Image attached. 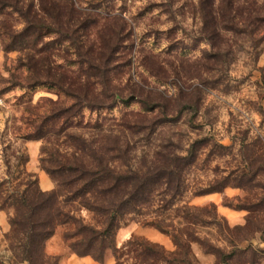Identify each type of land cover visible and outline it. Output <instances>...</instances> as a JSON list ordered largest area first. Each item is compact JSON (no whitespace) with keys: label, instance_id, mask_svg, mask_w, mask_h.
Wrapping results in <instances>:
<instances>
[{"label":"rangeland","instance_id":"1","mask_svg":"<svg viewBox=\"0 0 264 264\" xmlns=\"http://www.w3.org/2000/svg\"><path fill=\"white\" fill-rule=\"evenodd\" d=\"M74 1L84 14H96L100 27L113 24L117 16L124 19L129 40L111 76L119 104L113 110L81 109L68 124L64 117L52 120L53 115L74 104L62 90L52 87V60L57 67L77 59L62 44L52 45V35L40 46L45 51L41 56L24 49L6 52L4 29L21 33L25 23L18 16L0 15L1 198L19 195L28 182L36 181L34 186L42 191L54 190L56 184L41 169V160L49 159L55 151L63 158L72 159L74 154L80 157L81 150L70 138L72 135L95 147L118 143L116 137L124 149L129 145V163L117 159L114 164L121 171L142 168L165 145L186 155L194 142L209 139L212 146L222 145L227 150L219 154L211 153L212 146L204 149L186 175L175 208L161 214L162 202L157 197L150 211L126 219L118 233L117 246L123 249L136 238L158 245L167 253L175 252L170 235L146 224L171 218L167 224L188 227L208 248L230 258L228 264H264V211L247 210L264 200V175L259 178V187L251 190L229 187L223 193L196 196L221 178L248 167L245 159L249 156L258 160L264 155V26L257 28L251 21L239 25L235 33L222 35L227 62L217 68L206 57L211 47L203 39L198 0ZM239 1L255 2L257 11L262 10L264 16V0ZM32 2L24 0L25 5ZM108 15L111 18L106 19ZM96 31L92 42L98 40ZM43 58L45 62L39 64ZM32 63L33 71L28 66ZM37 70L41 73L36 74ZM71 71L78 74L80 68ZM198 87L204 90L202 101L186 105L187 95ZM122 99H127L126 103ZM141 99L166 107L148 112ZM135 125L144 130L134 134L131 128ZM109 135L112 137L107 138ZM9 204L0 200V264H30L23 259L22 237L12 230L10 222L16 212ZM185 206L199 215L200 222L195 226L185 225L182 214L176 217L177 209ZM207 208L211 217L202 211ZM66 209L86 224L95 225L91 213L79 205H68ZM68 232H73L70 227L57 228L45 245L41 264H117L111 252L102 263L77 256L65 240ZM136 248L139 249L135 244L122 250V264H137L130 254ZM191 251L192 264H222L218 254H208L199 244H193Z\"/></svg>","mask_w":264,"mask_h":264},{"label":"trees","instance_id":"2","mask_svg":"<svg viewBox=\"0 0 264 264\" xmlns=\"http://www.w3.org/2000/svg\"><path fill=\"white\" fill-rule=\"evenodd\" d=\"M197 6L203 26V39L211 47L206 57L217 68L227 62V53L222 48V35L235 33L239 25L244 26L251 21L257 28L264 26V16L260 13L262 10L257 11L255 2L245 1L241 4L239 0H198ZM0 15L5 18L18 16L25 23L21 33L4 29L6 52L24 49L41 56L45 52L42 49L43 42L52 35V45L62 44L68 49L67 53L77 59L57 67L52 60V87L62 90L74 101L71 107L53 115L52 120L64 117L68 124L70 120H75L81 109L105 111L118 106L119 97L113 93L111 76L118 55L129 40L122 17L117 16L113 24L100 27L97 15L84 14L76 7L74 0H33L28 5H25L24 0H0ZM109 18L111 16H106V19ZM94 30H97L96 42L91 41ZM54 56L52 52V59ZM43 62L44 58L38 60L39 64ZM28 66L32 70L33 63ZM77 66L80 68L78 74L70 72ZM160 70H163L162 65ZM41 71L43 74L46 72L44 69ZM41 71L37 70L36 74ZM203 94V88H195L194 92L187 95L186 105L199 104ZM126 100L121 101L126 103ZM142 103L148 112L166 107L163 103L143 100ZM136 125L131 130L134 134H140L144 129H138ZM70 138L81 150L80 157L74 154L72 159L63 158L55 151L50 153L49 159L41 160V169L56 184L54 190L42 191L34 186L37 183L35 181L26 183L25 191L19 195L0 196L3 203L10 202L9 205L15 209V217L10 223L15 235L22 237L23 259L30 264H41L47 241L55 235L59 226H65L73 231L65 235L70 249L79 257H91L99 263L104 262L106 254L111 252L117 264H122V250L136 244L139 249L130 250V254H133L137 264H192L189 258L192 245L199 244L208 250V254H218L222 264H228L230 258H226L220 250L208 248L210 246L198 240L188 227L182 229L174 223L167 224L171 218L146 224L170 235L176 246L175 252L167 253L158 245L136 238L130 240L123 249L117 246V236L126 219L150 211L157 197L162 202L159 209L161 214L175 208L183 193L187 173L194 168L200 153L212 146L211 140L194 142L186 155L165 145L142 168L121 171L114 166L115 161L120 159L127 165L131 148L127 145V149H124L118 137V143H106L99 147L75 135ZM225 150L226 147L215 144L210 151L221 154ZM251 158L245 159L249 162L248 167L221 178L198 191L196 196L223 193L229 187L245 190L259 187V178L264 175V155L258 160ZM72 204L91 213L95 225L86 224L82 218L66 209ZM210 208L202 210L208 217L212 216ZM247 210L263 212L264 200L259 205L247 207ZM180 214L185 225L195 226L200 222L199 215L190 207L177 209L176 217Z\"/></svg>","mask_w":264,"mask_h":264},{"label":"water","instance_id":"3","mask_svg":"<svg viewBox=\"0 0 264 264\" xmlns=\"http://www.w3.org/2000/svg\"><path fill=\"white\" fill-rule=\"evenodd\" d=\"M132 99H133V98H131V99H128V100H127V102H129V101H130V100H132Z\"/></svg>","mask_w":264,"mask_h":264},{"label":"crops","instance_id":"4","mask_svg":"<svg viewBox=\"0 0 264 264\" xmlns=\"http://www.w3.org/2000/svg\"><path fill=\"white\" fill-rule=\"evenodd\" d=\"M52 187H53V186H52ZM52 187H51V188H52ZM49 190H52V189H49Z\"/></svg>","mask_w":264,"mask_h":264}]
</instances>
